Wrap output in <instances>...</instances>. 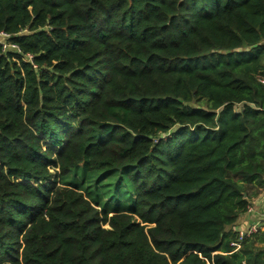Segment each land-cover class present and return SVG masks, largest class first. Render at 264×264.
Wrapping results in <instances>:
<instances>
[{"label": "trees", "instance_id": "obj_1", "mask_svg": "<svg viewBox=\"0 0 264 264\" xmlns=\"http://www.w3.org/2000/svg\"><path fill=\"white\" fill-rule=\"evenodd\" d=\"M0 31L37 65L0 45V264H264V229L232 244L264 0H0Z\"/></svg>", "mask_w": 264, "mask_h": 264}, {"label": "crops", "instance_id": "obj_2", "mask_svg": "<svg viewBox=\"0 0 264 264\" xmlns=\"http://www.w3.org/2000/svg\"><path fill=\"white\" fill-rule=\"evenodd\" d=\"M251 208L242 214L232 227L236 233L246 232L252 224L257 222L261 224V229H264V189L252 197Z\"/></svg>", "mask_w": 264, "mask_h": 264}, {"label": "built area", "instance_id": "obj_3", "mask_svg": "<svg viewBox=\"0 0 264 264\" xmlns=\"http://www.w3.org/2000/svg\"><path fill=\"white\" fill-rule=\"evenodd\" d=\"M9 36L10 35L8 33L4 31H0V45H2L3 50L12 49L16 51L18 54L22 55L25 60L30 61L33 64V66L36 68L37 65L34 63V56L30 53H26V54L23 53L19 45L14 44L7 40ZM260 81L264 83V77H260ZM251 209L252 208L250 206L248 210H251ZM261 227H262L261 224H259L258 222L252 224L246 232L239 233L238 240L233 242L232 244L235 246L236 249L240 248L241 242L243 241V239H245L246 236L248 235L258 232L261 229Z\"/></svg>", "mask_w": 264, "mask_h": 264}, {"label": "rangeland", "instance_id": "obj_4", "mask_svg": "<svg viewBox=\"0 0 264 264\" xmlns=\"http://www.w3.org/2000/svg\"><path fill=\"white\" fill-rule=\"evenodd\" d=\"M94 183H95V181H94ZM88 184H89V183H87L86 186H88ZM93 186H94V184H93ZM93 186H92V187H93ZM95 186H96V185H95ZM95 186H94V187H95ZM124 187H125V189H127V185L124 186ZM98 188L100 189V191H101L104 195H106L104 192H105V191H108V189H109V185H108V189L105 190V191H104V189L102 188V184H99V185H98ZM101 189H102V190H101ZM112 189H113V188H112ZM132 193H133V191H132ZM132 193L130 192V195H132ZM127 196H128V195H127ZM127 196H126V198H127ZM129 199H131V198L128 197V201H127L126 205L130 207V206H131V201H129ZM105 201H109V202H111L112 204H115V202H116L115 198H112V196H111L110 194L106 195V197H105Z\"/></svg>", "mask_w": 264, "mask_h": 264}]
</instances>
